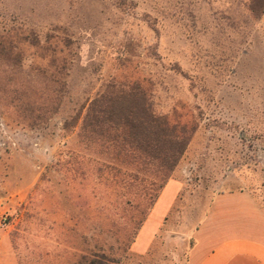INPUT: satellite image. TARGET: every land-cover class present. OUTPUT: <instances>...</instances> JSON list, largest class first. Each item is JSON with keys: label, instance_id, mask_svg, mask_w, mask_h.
Masks as SVG:
<instances>
[{"label": "rangeland", "instance_id": "1", "mask_svg": "<svg viewBox=\"0 0 264 264\" xmlns=\"http://www.w3.org/2000/svg\"><path fill=\"white\" fill-rule=\"evenodd\" d=\"M262 8L264 0H0V264H88L95 245L112 249V264H181L161 237L148 255L131 250L138 231L124 202L135 190L81 130L86 102L109 84L140 79L156 113L180 103L197 125L150 230L170 211L176 181L183 188L166 228L192 227L224 190L245 189L264 207ZM31 30L72 41L61 108L46 122L35 116L47 108L49 57L25 41Z\"/></svg>", "mask_w": 264, "mask_h": 264}, {"label": "trees", "instance_id": "2", "mask_svg": "<svg viewBox=\"0 0 264 264\" xmlns=\"http://www.w3.org/2000/svg\"><path fill=\"white\" fill-rule=\"evenodd\" d=\"M261 13H264V8ZM25 41L29 46L38 48L43 56L49 57V71L46 75L43 73L47 85V108L45 113L40 112L41 116H35L39 122H46L50 114H58L59 107L61 108L59 101L67 86L65 79L68 77L64 73L67 55L63 52L69 50L72 41L48 33L42 41L32 30L26 33ZM128 83L124 86L109 84L96 92L89 104L88 101L85 104L88 109L81 130L96 154H107L110 164L119 165L117 172L122 177L120 183L123 187L135 190L127 193L128 198L124 204L128 206L129 225L139 231L187 150L192 137L188 135L195 131L197 125L192 114H182L185 108L180 103H176L168 114L156 113L143 81L136 79ZM82 94L86 95L85 92ZM89 95L87 94L88 99L91 97ZM80 117V112L73 117L70 115L68 118L73 120V124L72 121H64V129L74 128ZM138 183L147 191L143 193V199L149 201L147 206L139 203L138 199L142 196L136 190ZM6 194L0 188V198ZM137 213L141 214L140 217L134 215ZM111 250L105 249L103 245H95L90 252L88 264L115 263Z\"/></svg>", "mask_w": 264, "mask_h": 264}, {"label": "crops", "instance_id": "3", "mask_svg": "<svg viewBox=\"0 0 264 264\" xmlns=\"http://www.w3.org/2000/svg\"><path fill=\"white\" fill-rule=\"evenodd\" d=\"M139 229L131 250L148 255L156 240L162 238L166 255L181 264H264V207L245 189L214 193L204 212L192 227L166 228V220L174 210L183 185L176 181L177 195L170 211L156 221L155 229L148 223L165 189ZM192 221V220H191Z\"/></svg>", "mask_w": 264, "mask_h": 264}]
</instances>
